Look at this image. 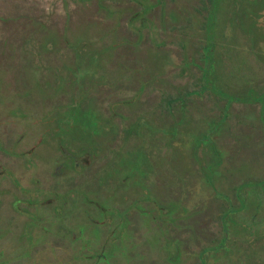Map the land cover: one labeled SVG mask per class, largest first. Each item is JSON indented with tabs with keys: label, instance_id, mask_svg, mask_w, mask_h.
Here are the masks:
<instances>
[{
	"label": "rangeland",
	"instance_id": "obj_1",
	"mask_svg": "<svg viewBox=\"0 0 264 264\" xmlns=\"http://www.w3.org/2000/svg\"><path fill=\"white\" fill-rule=\"evenodd\" d=\"M252 2L212 35L199 0H0V264H197L264 180L257 104L199 90L202 55L223 93L264 82ZM255 189L205 264H264Z\"/></svg>",
	"mask_w": 264,
	"mask_h": 264
},
{
	"label": "trees",
	"instance_id": "obj_2",
	"mask_svg": "<svg viewBox=\"0 0 264 264\" xmlns=\"http://www.w3.org/2000/svg\"><path fill=\"white\" fill-rule=\"evenodd\" d=\"M199 3L201 4L202 7H198L196 8L194 6L193 13H197L200 15H203V13L205 12L206 15L204 14V18H205V23L202 25L203 28L210 34L214 35L216 33V17L218 12L220 11V0H199ZM251 8H240L238 9L239 13L241 14V18L244 19H249L253 22H258V19L260 17H262V15H264V0H253L251 6ZM145 11V10H144ZM185 20L187 21V24L184 25L186 27L190 26L193 27V25L195 26L196 24H194V21H190L193 20L191 19L192 16L191 15H186ZM183 18V19H184ZM198 28V27H197ZM258 29V27H257ZM260 30V29H258ZM201 56V55H200ZM204 55H202L201 57H199L200 61H201V67L199 66V69L201 71V73L199 74V82H200V91L205 90V88L210 84L211 89H214V91L216 92V94L220 95V96H224L227 97V101L229 102H237V101H243V99H252L254 103L257 104L258 107V114L260 115L261 119L264 118V82L262 84H257L256 88H252V87H246L243 91L238 92L236 94L230 95V94H226L223 93L222 91H219L215 88L214 85H212V83H210V78L209 76L213 74V72H211L212 70V66L211 63L207 62L206 59L203 58ZM191 91H189L188 93H190ZM194 92V91H192ZM187 94V93H186ZM181 100L180 97H172V96H165L164 101L165 104L167 106H170L172 103H174L175 101H179ZM183 107V106H181ZM230 117V115H227L226 113H222L221 114V118L219 120H227ZM211 174H208V177H206V181L209 184V187L212 190V179L213 178ZM250 188L251 190L255 189V191H257V193L262 194V191L264 190V180H258L255 183H251V182H246V183H242L239 184L237 186H233L232 188V195L235 196L236 201H237V205L236 206H231L228 201L226 200L227 198H225V204H221L219 203L218 209H217V218L220 222V225L223 229H225L223 232L221 231V233H218V236H220L219 238H216L214 240V242H216L214 244V246H204L201 249L197 250V264H203L202 262V256L209 252V251H217L220 250L222 248H224V244L226 243V241L228 240V235L226 232V228H227V219L230 215L240 212L241 210H243L246 207L247 204V198L245 196L242 195L245 194L247 191V189ZM215 190V189H214ZM215 196H220L221 194H218V191H215ZM264 200V199H263ZM263 202V201H261ZM260 206V203L258 202V207Z\"/></svg>",
	"mask_w": 264,
	"mask_h": 264
},
{
	"label": "flooded vegetation",
	"instance_id": "obj_3",
	"mask_svg": "<svg viewBox=\"0 0 264 264\" xmlns=\"http://www.w3.org/2000/svg\"><path fill=\"white\" fill-rule=\"evenodd\" d=\"M206 254V253H205ZM202 262H203V264H205V260L204 259H202Z\"/></svg>",
	"mask_w": 264,
	"mask_h": 264
}]
</instances>
